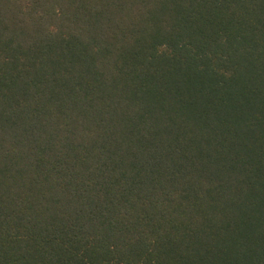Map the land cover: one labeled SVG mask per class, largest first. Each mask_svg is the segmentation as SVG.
Masks as SVG:
<instances>
[{
	"label": "trees",
	"instance_id": "trees-1",
	"mask_svg": "<svg viewBox=\"0 0 264 264\" xmlns=\"http://www.w3.org/2000/svg\"><path fill=\"white\" fill-rule=\"evenodd\" d=\"M0 264H264V0H0Z\"/></svg>",
	"mask_w": 264,
	"mask_h": 264
}]
</instances>
